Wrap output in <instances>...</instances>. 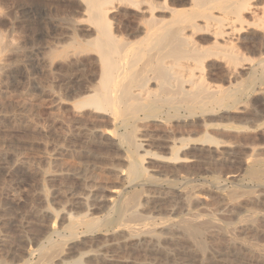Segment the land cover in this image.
<instances>
[{
    "label": "rangeland",
    "instance_id": "374dc122",
    "mask_svg": "<svg viewBox=\"0 0 264 264\" xmlns=\"http://www.w3.org/2000/svg\"><path fill=\"white\" fill-rule=\"evenodd\" d=\"M72 6L62 0H0V263H34L33 251L52 243L66 254L68 247L73 248L65 255L69 264L84 252L87 264H264V86L255 85L211 121L192 120L199 122L184 129L197 139L188 150L191 163L170 165L148 158L145 167L155 182L126 181L115 174L126 175L123 152L109 148L105 136L87 132L93 122L68 105L55 107L52 101L53 76L60 84L67 82L69 89L75 85L73 77L64 78L63 62L52 58V51L64 44L61 19ZM204 132L219 146L198 145ZM153 133L162 134L158 129ZM150 150L163 155L160 149ZM254 162L255 174L250 173ZM116 190L122 196H139L142 214L154 217L158 248L133 247L127 231L117 227L78 233L74 243L65 244L66 223L55 219V214L85 213L77 200L88 197L92 216L103 217L108 211L105 201L96 199L112 198ZM185 194L193 195L190 208L197 215L195 226L206 228L197 242L184 235L180 222L185 217L181 211L190 201ZM172 208L178 215L170 216ZM46 209L47 215H38ZM201 241L204 249L198 247Z\"/></svg>",
    "mask_w": 264,
    "mask_h": 264
},
{
    "label": "bare ground",
    "instance_id": "6f19581e",
    "mask_svg": "<svg viewBox=\"0 0 264 264\" xmlns=\"http://www.w3.org/2000/svg\"><path fill=\"white\" fill-rule=\"evenodd\" d=\"M34 1L42 3L43 0ZM62 1L71 2L73 6L61 19L65 41L59 50L52 51V58L63 62L64 78L73 77L75 85L69 89L67 82L60 84L53 76V104L70 106L75 113L93 122L91 129L85 128L87 132L100 138L105 136L109 148L123 152L126 175L119 171L115 174L126 181L155 182L145 167L148 158L170 165L191 163L188 150L197 139L184 129L199 122L192 120L203 117L211 121L210 118L229 110L241 96L253 91L255 85L264 86V0ZM1 40L0 54L3 52ZM7 44L11 48L10 43ZM150 124L155 125L161 136L153 133L154 128L150 127L154 131L149 129ZM207 134H203L204 138L197 144L204 148H211L213 144L219 146ZM153 147L162 150L163 155L152 153ZM56 151L54 154L59 153ZM54 157L52 159L56 160ZM256 164L254 162L250 173L257 172ZM111 193L112 198L96 199L105 201L108 211L103 217L92 216L93 208L86 205L88 197L77 200L85 213L55 214V219L66 223L69 239L64 243H74L78 233L107 232L117 227L127 231V241L134 242L133 247L147 244L155 250L160 237L152 229L154 217L142 214L137 201L139 196H122L120 190ZM185 196L190 201L186 200L188 207L181 211L185 217H181L180 222L184 233L186 231L184 235L197 242L196 238L204 235L206 228H200L203 226L200 223L199 227L195 226L197 215L191 214L190 208L193 195ZM175 210L169 211L171 217L177 214ZM48 213L46 209L37 214ZM202 242H198V247L204 249ZM50 244L33 251L34 263L25 260L16 264H69L65 255L73 248L68 247L66 254L63 247ZM85 253L84 256L79 254L77 260L71 259V264H87L83 262Z\"/></svg>",
    "mask_w": 264,
    "mask_h": 264
}]
</instances>
